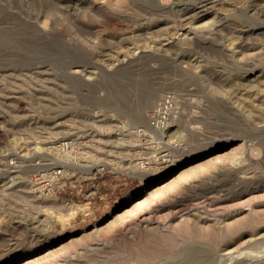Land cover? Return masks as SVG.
Wrapping results in <instances>:
<instances>
[{
    "label": "rangeland",
    "instance_id": "obj_1",
    "mask_svg": "<svg viewBox=\"0 0 264 264\" xmlns=\"http://www.w3.org/2000/svg\"><path fill=\"white\" fill-rule=\"evenodd\" d=\"M193 255L264 264V0H0V264Z\"/></svg>",
    "mask_w": 264,
    "mask_h": 264
},
{
    "label": "built area",
    "instance_id": "obj_2",
    "mask_svg": "<svg viewBox=\"0 0 264 264\" xmlns=\"http://www.w3.org/2000/svg\"><path fill=\"white\" fill-rule=\"evenodd\" d=\"M179 99L176 97L174 93L167 92L165 93L160 101L153 107L148 110L147 124L144 126H140L136 129H132L133 126L126 125V129L128 131L134 130L138 131L140 134L144 136V138L149 137V131L151 128L155 130H163L168 129L170 126V121L173 116L176 114L178 110ZM81 136H67L61 137L56 141V148L61 153H68L71 151L77 141H81ZM82 142V141H81ZM165 154V153H164ZM166 155V154H165ZM76 157V156H75ZM78 160V157L74 158L73 161ZM14 163V162H11ZM149 163L147 160H143L140 162L142 167H145ZM77 166V163L72 161H64L62 164L57 166H51L48 170L37 169L30 173V178L32 183L36 188L40 190V192L45 194H53L56 192L58 187L65 185L67 180H64V177L71 173L69 166ZM71 175V174H70ZM75 185V184H74Z\"/></svg>",
    "mask_w": 264,
    "mask_h": 264
},
{
    "label": "bare ground",
    "instance_id": "obj_3",
    "mask_svg": "<svg viewBox=\"0 0 264 264\" xmlns=\"http://www.w3.org/2000/svg\"><path fill=\"white\" fill-rule=\"evenodd\" d=\"M198 2V1H197ZM197 5V4H196ZM135 115L136 116H141V110H139V111H135ZM142 117V116H141ZM135 118V117H134ZM140 118V117H139ZM70 119V118H69ZM140 120V119H139ZM66 121V120H65ZM70 121V120H69ZM132 122H134V121H132ZM64 124V123H63ZM70 124V123H69ZM136 125H140L139 123H136ZM150 130H154V131H156L155 129H150ZM158 131V130H157ZM56 154H57V152H56ZM55 158V157H54ZM45 167V166H44ZM254 173V172H253ZM240 174V173H239ZM252 174V173H251ZM245 175V174H244ZM240 177V176H239ZM243 178V177H242ZM194 249V248H193ZM230 249V248H229ZM197 250V249H196ZM204 250H205V248H204ZM189 251V250H188ZM193 251V250H192ZM230 251V250H229ZM229 251H227V252H229ZM189 253V252H188ZM192 253V252H191ZM190 253V254H191ZM194 253H195V250H194ZM180 254H182V253H180ZM184 256H186V255H183L182 257H184ZM189 257V256H188ZM197 257V256H196ZM207 258V257H206ZM201 259V258H200ZM214 258L212 257V260H213ZM185 260V259H184ZM198 260V259H197ZM202 260V259H201ZM206 260V259H205ZM116 261V260H115ZM114 261V262H115ZM188 261H189V263L188 264H195V255H193L192 257H190L189 259H188ZM208 262H211V261H208ZM177 263H179L178 261H177ZM176 263V264H177ZM201 263V262H200ZM134 264V263H133ZM170 264V263H169ZM184 264V263H183ZM202 264V263H201Z\"/></svg>",
    "mask_w": 264,
    "mask_h": 264
}]
</instances>
